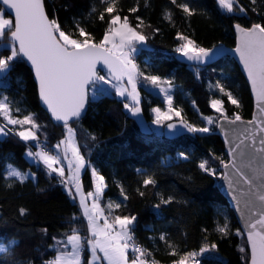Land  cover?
Instances as JSON below:
<instances>
[{"label":"trees","instance_id":"1","mask_svg":"<svg viewBox=\"0 0 264 264\" xmlns=\"http://www.w3.org/2000/svg\"><path fill=\"white\" fill-rule=\"evenodd\" d=\"M43 1L49 18L57 19L66 32L75 34V22H79L97 42L102 38L109 19L107 14L104 21L98 19L106 6L104 0ZM180 3H188L194 8V14L186 15L171 0H118L116 6L121 16H128L134 27L139 23L137 17L143 20L138 30L148 39L146 44L137 45L138 51L134 55L140 70L158 75L162 80H171L173 107L181 110L186 122L197 127L205 126L204 117H212L217 121L212 124V131L166 140L163 136L144 132L124 107L126 101L121 100L97 106L90 99L85 116L70 126L78 130L77 138L89 166L105 178L106 187L100 198L105 214L109 212V202L119 201L121 207L113 208L110 218L136 216L135 242L152 252V258L159 264H173L184 254L199 252L205 244H215L214 251L220 258L210 251L197 257L202 264H249L246 239L243 233L241 236L235 234L237 230L241 231L237 218L217 188L219 175H209L198 165L208 159L210 166L220 174V159L228 162L224 144L217 135L218 121L222 117L211 108V100L223 99L230 117L239 113L243 120H249L254 110L250 87L233 59L228 57L206 68L190 67L176 59L179 53L175 49L182 43L176 38L178 33L205 48L235 47L234 25L239 23L249 27L253 22L264 23V2L258 0L255 5L262 15L250 11L247 16L224 12L218 0H177V4ZM240 3L247 8L253 7L250 0H240ZM133 7L139 10L130 12ZM92 8L96 11L92 12ZM0 11L9 18L1 7ZM167 13H171L170 20L166 18ZM9 36L10 32H6L8 42ZM6 41L0 40V55L10 54V43ZM13 64L7 78L0 77V98L8 96L13 109H21L19 113L13 111L18 118L35 115L41 126L37 132L39 143L53 152L54 145L66 137L67 129L53 122L42 109L37 85L26 62L20 59ZM100 75L108 78L106 72ZM217 81L240 100L239 108L213 86ZM141 106L151 121L154 120L152 108H164V102L160 96L143 90ZM168 122L163 121L162 126ZM2 123L5 121L0 117ZM9 127L19 130V126ZM35 143L24 142L15 135L0 137V244L13 238L19 242L14 255L0 254L7 264H14V261L16 264H28L29 261L43 264L54 258L58 249L64 250L57 242L66 240L73 228L78 229L82 237L89 234L79 200L69 196L65 185L60 183L62 178L55 173L49 176L44 165L31 162L27 157V145ZM180 152L189 158L180 159ZM9 165L25 174L30 173L29 179L23 184L9 181L6 178ZM147 176H152L156 184L145 187L143 180ZM9 183L12 187H8ZM81 184L87 193L94 190L90 167L82 175ZM121 187L127 200L121 195ZM141 192L144 194L140 195ZM161 196L172 197V203L162 204L156 210L154 205L160 203ZM21 208L25 209L24 215L20 214ZM225 221L231 231L227 237H222L215 229L218 223L222 225ZM161 234H166L169 242L176 245V256L169 254L170 249L159 239ZM242 247L244 252L240 251ZM89 255V250L84 251V264Z\"/></svg>","mask_w":264,"mask_h":264},{"label":"snow or ice","instance_id":"2","mask_svg":"<svg viewBox=\"0 0 264 264\" xmlns=\"http://www.w3.org/2000/svg\"><path fill=\"white\" fill-rule=\"evenodd\" d=\"M117 2L118 0H104L106 6L98 19L104 21L105 14L109 19L102 38L97 42L92 33L80 26L79 22H75V18V34L66 32L57 19L49 18L43 0H2L3 5L10 10L9 15L14 11V22L4 18V13L0 12V40L6 41V32H10L11 37L10 42L6 41L10 43V54L0 55V77L7 78V74L14 67L13 62L20 59L29 62L38 82V94L42 103L46 106L51 118L61 122L67 129L65 139L54 145L55 154L41 146L36 152L29 149L26 155L34 162L42 163L49 176L55 173L61 177L60 183L65 185L73 200L79 196V204L89 233L88 236L82 237L79 230L73 228L71 235L66 234V240L57 242L63 245L64 250L58 249V254L51 260H45L43 264H82V255L86 247L91 252V260L87 264H96L101 259L106 260L107 264H159L158 260L152 258V252L135 242L136 216L115 215L109 219L111 210L121 207V203L113 202L107 204L109 212L105 214V209L99 204V198L106 187L105 178L96 168L91 169V175L95 181V192H89L86 196L82 190L80 174L87 162L77 144L76 131L70 126L69 121L78 122L82 118L90 99L97 101L103 95L110 94L106 89H97L96 84L100 82L110 84L117 96L130 97L132 103H125L124 107L132 116L138 117L142 112L138 84L143 80L158 89L167 103L166 111H162L160 107L152 108L155 114L154 124L161 126L163 121L177 117L180 118V127L188 133L212 131L210 127H197L186 122L181 116V110L173 107L171 80H162L158 75L145 74L134 62V54L138 51L137 45L146 44L148 37L138 30L143 20L137 17L139 23L134 27L129 22L128 16H121L116 6ZM171 3L182 9L188 16L194 14V8L188 3L177 4V0H171ZM257 3L258 0H250L253 7L247 8L240 3V0H218L219 7L227 13L244 16H247L250 11L262 15L257 12L255 7ZM138 10V7H133L129 11L135 13ZM91 11L95 12L96 9L92 8ZM166 18L170 20L171 13H167ZM234 28L239 35V45L235 52L239 55L247 72L260 118L246 122L251 127L246 128L244 138L239 139V142L230 148V154L233 157L231 162L220 159L221 167L226 170L224 173L218 174L216 168L210 166L208 159L202 160L198 166L209 175H219L221 179L228 181L230 189L233 188V179L228 174V169H233L240 180L247 185L246 195L249 199L244 203L247 210L244 215V224L247 229V242L250 245L251 264H264V23L253 22L249 27L237 23ZM176 38L182 43L175 51L195 65L205 64L217 54L216 48L202 47L186 35L178 33ZM98 66H102L99 71ZM105 70L108 78L100 75V71ZM197 77L199 78L198 70ZM90 86L91 97L89 96ZM213 86L227 97L232 105L237 108L241 106L240 100L220 81ZM211 108L229 124L245 123L239 113L229 116L224 107V100L221 98L212 99ZM13 111L19 113L21 109L19 107L13 109L8 96L0 98V117L5 121L0 124V137L15 135L24 142L35 141L39 144L40 138L37 132L41 126L37 123L35 115L27 114L23 118H18L13 115ZM204 119L208 125L217 122L210 116ZM9 125L19 126V130L10 128ZM167 128L173 132L177 131L175 123H168ZM178 156L184 160L189 158L184 152H180ZM65 167L71 174L66 179H64ZM6 178L23 184L29 176L9 165ZM143 184L145 187L155 185L156 180L152 176H147ZM8 187H12V183H9ZM120 192L123 199L127 200L128 196L123 187ZM143 194V192L140 193V195ZM87 197H92L91 204L87 202ZM172 199V197L161 196L160 203L154 205V208L159 210L162 204L172 203ZM20 214L24 215L25 209L21 208ZM215 230L222 237H227L231 231L227 221L222 225L218 223ZM44 231L47 230L44 229ZM235 234L241 236L242 232L237 230ZM159 239L164 241L170 249V255H177L176 245L169 242L166 234H161ZM69 246L70 250H67ZM17 247H19L18 241L14 238L8 240L0 244V254L14 255ZM215 249V244H205L199 252L184 254L173 264H200L197 257ZM129 251L133 254L131 258ZM240 251L244 252L245 249L242 247ZM98 253H102L103 256L101 257ZM0 264H7V261L0 258ZM14 264H16L15 261ZM28 264L32 262L29 261Z\"/></svg>","mask_w":264,"mask_h":264},{"label":"water","instance_id":"3","mask_svg":"<svg viewBox=\"0 0 264 264\" xmlns=\"http://www.w3.org/2000/svg\"><path fill=\"white\" fill-rule=\"evenodd\" d=\"M0 7L9 16V18L11 20H13V22H14V11H12V14L9 15V11L10 10L7 8L6 5H3L2 0H0ZM233 30H234V34H235V38H236L235 47H232V48L231 47H226V46L214 47V48L217 49V54H215L213 59H211L209 62H207L205 64L195 65L193 62H190L186 58L180 56V54H178L176 56V59L180 63H182L184 65H187V66H190V67H201V68L211 67L214 64H216L218 61L229 57V58L233 59L234 62L238 65L241 73L243 74L244 78L246 79V81H247V83H248V85L250 87L251 96H252L253 103H254V110H253V114H252L251 119H249V120H243L242 119L245 123L241 124V123L238 122L235 125L229 124L226 121H223V118H221L218 121L217 135L220 137V139L222 140V142L224 144L225 152H226V155L228 157V162H231V160L233 159L232 155L230 154V148L233 145H235L236 143H238L239 139H243L244 138L245 129L251 127V125L247 124L246 122L247 121H251L253 119L259 120V118H260V113H259V110L257 109V106H256L255 94L252 91L250 81L248 80V77H247V72L244 69L242 62L239 59V55L235 52L236 47H238V45H239V35L236 32L234 27H233ZM9 41H11V37L10 36H9ZM22 60L24 62H26L27 67L31 70V72L33 74L34 82H35V84L37 85V88H38V82L35 79L34 72H33V69L31 67L30 63L27 62L25 59H22ZM101 67L102 66H98V71L100 70ZM101 72H106V70L105 71H100V73ZM90 89H91V86H90ZM89 96H90V92H89ZM89 102H90V100H89ZM40 103H41L42 109L45 111V113L50 117V119L53 122L62 124L61 122H57V121H55L54 119L51 118L50 113L48 112L46 106L42 103L41 99H40ZM88 108H89V105H88V107L86 109V113L88 111ZM85 114L83 116H85ZM73 122H76V121H69V124H71ZM168 123H175L177 125V131L173 132L170 129H168L167 128V124ZM168 123H166L164 125V127H163V137L166 140L172 141V140L181 138L183 136H194L195 135V134H192V133H188L185 129L180 127L179 120L171 121V122H168ZM221 125L223 127H221ZM225 133H227V136H225ZM237 162L239 163V160ZM225 171L226 170L222 168V173H224ZM227 172L233 179V188L230 189L229 186H228V181L223 180L221 178H220V180L217 183V188H218L219 192L221 193V195L227 200L228 204L230 205L231 209L233 210V212H234V214H235V216L237 218L238 224L240 226V229H241V231H242V233H243V235H244V237L246 239V242H247V229L245 228V224H244V215H245V213L247 211L245 209V207H244V203H245L246 200L249 199L248 195H246L247 185L244 184L242 180H240L239 176H237L235 174V171L233 169H228ZM238 201H239V203H238ZM247 246H248V250H249V253H250V245L248 244V242H247ZM249 264H251V253H250Z\"/></svg>","mask_w":264,"mask_h":264},{"label":"rangeland","instance_id":"4","mask_svg":"<svg viewBox=\"0 0 264 264\" xmlns=\"http://www.w3.org/2000/svg\"><path fill=\"white\" fill-rule=\"evenodd\" d=\"M223 10V9H222ZM224 12H226L225 10H223ZM6 44L4 43L3 44V46H5ZM138 48V47H137ZM136 54V53H135ZM134 54V55H135ZM134 62H135V60H134ZM95 87L97 88V89H101V88H103V89H106L107 91H108V93H110V94H107L106 96H102L99 100H97V101H94L95 102V104L97 105V106H99V105H102V104H107V103H113V102H115V101H117V100H121V101H126V103H128V104H131L132 103V101H131V98L130 97H127V96H125V97H120V96H117L116 94H115V89H113L112 87H111V85L110 84H104L103 82H100V83H98V84H96L95 85ZM147 91V92H152L153 94H155V95H158V96H160L161 98H162V100H163V102H164V108H161V110L162 111H166L167 110V103H166V101H165V99H164V96H163V94L162 93H160L159 92V90L158 89H156V88H153L150 84H147L146 82H144L143 80H141V85L138 87V91H139V93H140V107H141V109H142V106H141V99H142V91ZM173 90H174V88H173ZM173 90H172V95H173ZM91 95H92V93H91V89H90V97H91ZM152 116H153V118H155V114L152 112ZM133 117H135L136 118V120L138 121V123H139V125H140V127L142 128V130L144 131V132H147V133H154V134H156L157 136H163V127L164 126H158V125H156V124H154L153 123V120H151V121H149L147 118H146V116L144 115V113H143V109H142V112H141V115L140 116H138V117H136V116H133ZM175 118H177V117H173L171 120H169L170 122L171 121H175ZM205 126H207V127H210L211 128V126L212 125H208L207 124V122H206V120H205ZM75 129V131H76V141H77V144H78V146L80 147V150H81V154L85 157V155L82 153V149H81V144H80V142H79V140H78V138H77V132H78V130H77V128H74ZM111 133L114 135L115 134V131H111ZM67 135V134H66ZM65 139V138H64ZM36 145H37V142L35 143ZM40 144V143H39ZM38 144V145H39ZM89 144V141L86 143V145H88ZM47 150H48V148L47 147H45ZM49 151V150H48ZM53 154H55V149H54V151H53ZM28 157V156H27ZM179 157V156H178ZM29 158V160L31 161V162H34L33 161V159L32 158H30V157H28ZM181 159V158H180ZM85 160H86V167L81 171V174H80V180H81V178H82V175L84 174V172L88 169V167H90V170L93 168L92 166H89V162H88V159H87V157H85ZM182 160H184V159H182ZM169 161V159L167 160V162ZM34 163H36V162H34ZM65 165H66V161H65ZM28 176H30L31 174L30 173H26ZM70 173L68 172V170H67V168L65 167V177H64V179H66V178H69L70 177ZM93 180H94V178H93ZM82 190H83V192H84V194L87 196V192H85V190L83 189V186H82ZM73 191H75V189H73ZM91 192H95V181H94V190L93 191H91ZM102 196V195H101ZM101 198V197H100ZM100 198H99V204H100V206L102 207V204H101V202H100ZM77 199L79 200V196H77ZM87 201L89 202V204H91V202H92V197H87ZM113 203H119V201H114ZM103 208V207H102ZM109 219H111L110 217H109ZM101 223H103V221H101ZM89 235V234H88ZM67 250H70V246H69V249H67ZM89 250V249H88ZM89 252H90V250H89ZM206 254V253H205ZM204 254V255H205ZM213 256H215L216 258H220V255H219V253L218 252H216V251H214L213 250ZM98 255H100L101 257L103 256V254L102 253H98ZM203 255V256H204ZM198 259V258H197ZM91 260V252H90V255H89V259H88V261H90ZM101 260H103V259H101ZM101 260H99V261H97L96 262V264H107V261L106 260H103V262H101ZM82 264H84V256L82 255Z\"/></svg>","mask_w":264,"mask_h":264},{"label":"built area","instance_id":"5","mask_svg":"<svg viewBox=\"0 0 264 264\" xmlns=\"http://www.w3.org/2000/svg\"><path fill=\"white\" fill-rule=\"evenodd\" d=\"M139 86H140V83L138 84V87H139ZM41 146L46 147L43 143H40L39 145H38V144H37V145H36V144H34V145H29V144H28V145H27V148H28V151H29V149H30L31 151L36 152V151H39V150H40V147H41ZM40 164H42V163H40ZM42 165H43V164H42ZM138 245H139V244H138ZM139 246H140V245H139ZM86 250H88L87 247L85 248V251H86ZM129 253H130V258H131L133 254L131 253V251H129ZM198 260L200 261V264H202V263H201V260H200V259H198Z\"/></svg>","mask_w":264,"mask_h":264},{"label":"crops","instance_id":"6","mask_svg":"<svg viewBox=\"0 0 264 264\" xmlns=\"http://www.w3.org/2000/svg\"><path fill=\"white\" fill-rule=\"evenodd\" d=\"M0 12H1V11H0ZM4 18H6V19H10V18H7V17H5V16H4ZM0 45H1V44H0ZM87 202H88V201H87ZM88 203H89V202H88ZM101 262H103V260H101Z\"/></svg>","mask_w":264,"mask_h":264}]
</instances>
